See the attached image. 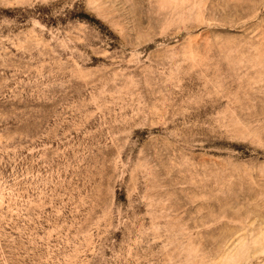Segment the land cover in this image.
<instances>
[{"label":"rangeland","instance_id":"1","mask_svg":"<svg viewBox=\"0 0 264 264\" xmlns=\"http://www.w3.org/2000/svg\"><path fill=\"white\" fill-rule=\"evenodd\" d=\"M0 264H264V0H0Z\"/></svg>","mask_w":264,"mask_h":264}]
</instances>
